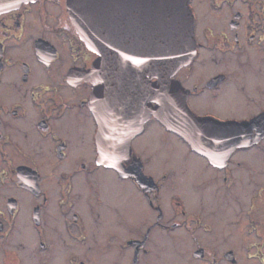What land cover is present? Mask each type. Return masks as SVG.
<instances>
[{
    "label": "flooded vegetation",
    "instance_id": "flooded-vegetation-1",
    "mask_svg": "<svg viewBox=\"0 0 264 264\" xmlns=\"http://www.w3.org/2000/svg\"><path fill=\"white\" fill-rule=\"evenodd\" d=\"M189 5L195 55L172 75L189 109L262 133L215 156L151 115L121 168L68 0L0 12V264H264V0Z\"/></svg>",
    "mask_w": 264,
    "mask_h": 264
},
{
    "label": "water",
    "instance_id": "water-1",
    "mask_svg": "<svg viewBox=\"0 0 264 264\" xmlns=\"http://www.w3.org/2000/svg\"><path fill=\"white\" fill-rule=\"evenodd\" d=\"M28 1L0 0V12ZM68 6L78 32L100 54L96 67L105 84L95 89L92 106L100 127L115 124L103 146L110 165L121 168L130 137L151 115L196 150L215 156L219 148L249 142L254 129L262 133L263 127H252L261 124L259 119L222 122L189 109L184 87L172 77L195 55L189 0H68ZM120 122L127 127L124 139L112 144V129ZM210 124L230 127H207Z\"/></svg>",
    "mask_w": 264,
    "mask_h": 264
},
{
    "label": "rangeland",
    "instance_id": "rangeland-1",
    "mask_svg": "<svg viewBox=\"0 0 264 264\" xmlns=\"http://www.w3.org/2000/svg\"><path fill=\"white\" fill-rule=\"evenodd\" d=\"M30 243V242H29ZM31 249H32V246L31 244L28 245V251L31 252ZM29 263H30V260H29Z\"/></svg>",
    "mask_w": 264,
    "mask_h": 264
},
{
    "label": "bare ground",
    "instance_id": "bare-ground-1",
    "mask_svg": "<svg viewBox=\"0 0 264 264\" xmlns=\"http://www.w3.org/2000/svg\"><path fill=\"white\" fill-rule=\"evenodd\" d=\"M135 204H136V203H135V201H134V202H133V207L135 206ZM29 235H31V234H29Z\"/></svg>",
    "mask_w": 264,
    "mask_h": 264
}]
</instances>
